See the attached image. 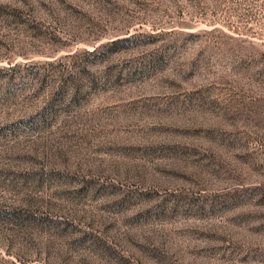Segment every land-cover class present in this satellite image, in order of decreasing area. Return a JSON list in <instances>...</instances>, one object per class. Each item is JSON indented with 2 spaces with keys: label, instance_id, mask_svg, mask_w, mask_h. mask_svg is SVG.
Returning <instances> with one entry per match:
<instances>
[{
  "label": "rangeland",
  "instance_id": "1",
  "mask_svg": "<svg viewBox=\"0 0 264 264\" xmlns=\"http://www.w3.org/2000/svg\"><path fill=\"white\" fill-rule=\"evenodd\" d=\"M0 264H264V0H0Z\"/></svg>",
  "mask_w": 264,
  "mask_h": 264
}]
</instances>
